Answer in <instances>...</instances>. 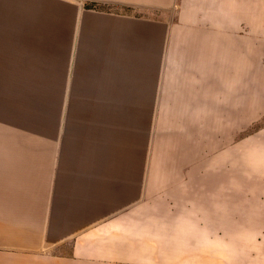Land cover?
<instances>
[{
	"label": "crops",
	"instance_id": "1",
	"mask_svg": "<svg viewBox=\"0 0 264 264\" xmlns=\"http://www.w3.org/2000/svg\"><path fill=\"white\" fill-rule=\"evenodd\" d=\"M88 2L117 7L119 15L83 22L85 34L78 42L76 5L0 0V23L11 38L20 29L26 35L43 30L38 37L49 40L43 44L51 45L54 61L58 44L100 46L102 57L86 58L97 68L88 74L80 70V78L66 82L70 90L60 108L190 107L176 104L196 98L189 86L176 88V62L213 60L214 93L228 95L236 91L239 61L248 66L264 53L262 14L258 21L240 8L245 5L241 0ZM240 29L247 33L241 36ZM23 43H4L14 61L15 55L25 61V56L45 52L39 42ZM15 64L10 75L27 76V65L14 73ZM188 72L201 75L195 68ZM199 84L206 86L205 81ZM228 102L225 107L232 108L233 100ZM15 135L0 133V264H127L113 254L141 253L153 243L149 237H158L159 214L144 212L143 200H137L140 160L135 153L128 157L124 139L94 128L75 134L60 150L42 148L32 154L25 142L16 143ZM42 251L45 260L38 256Z\"/></svg>",
	"mask_w": 264,
	"mask_h": 264
},
{
	"label": "rangeland",
	"instance_id": "2",
	"mask_svg": "<svg viewBox=\"0 0 264 264\" xmlns=\"http://www.w3.org/2000/svg\"><path fill=\"white\" fill-rule=\"evenodd\" d=\"M241 1V9L264 19L263 0ZM63 2L78 7V42L85 34L83 22L119 15L117 7L88 0ZM38 29L28 35L20 29L11 38L0 23V133L16 134V143L25 142L32 154L42 148L60 150L75 134L94 128L125 140L128 157L135 153L140 160L137 200H143L144 212L159 214V228L143 252L113 255L127 264H264V53L248 66L239 61L237 92L228 95L214 93L213 60L176 62V88L189 86L196 97L176 104L190 107L60 108L70 90L66 82L78 79L80 70L88 74L97 68L88 59L102 57L100 46L58 44L54 61V50L43 44L49 40L39 38L43 30ZM7 41L39 42L45 52L25 56V61L15 55L14 61L6 52ZM14 62L13 72L27 65V76L10 75ZM191 68L201 75L190 74ZM231 100L233 107L226 108ZM38 256L45 260L46 252Z\"/></svg>",
	"mask_w": 264,
	"mask_h": 264
},
{
	"label": "trees",
	"instance_id": "3",
	"mask_svg": "<svg viewBox=\"0 0 264 264\" xmlns=\"http://www.w3.org/2000/svg\"><path fill=\"white\" fill-rule=\"evenodd\" d=\"M86 8H88L87 5H86Z\"/></svg>",
	"mask_w": 264,
	"mask_h": 264
}]
</instances>
